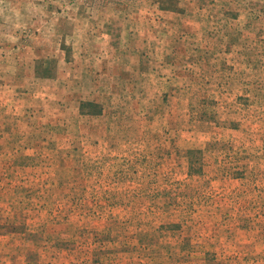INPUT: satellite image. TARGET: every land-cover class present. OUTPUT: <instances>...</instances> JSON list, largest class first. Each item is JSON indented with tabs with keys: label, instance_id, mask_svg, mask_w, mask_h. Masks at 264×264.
<instances>
[{
	"label": "rangeland",
	"instance_id": "1",
	"mask_svg": "<svg viewBox=\"0 0 264 264\" xmlns=\"http://www.w3.org/2000/svg\"><path fill=\"white\" fill-rule=\"evenodd\" d=\"M0 264H264V0H0Z\"/></svg>",
	"mask_w": 264,
	"mask_h": 264
}]
</instances>
